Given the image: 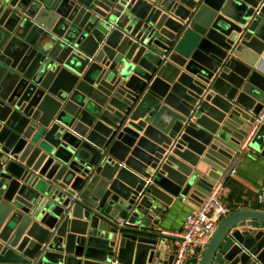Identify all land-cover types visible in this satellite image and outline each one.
<instances>
[{"label": "water", "instance_id": "1", "mask_svg": "<svg viewBox=\"0 0 264 264\" xmlns=\"http://www.w3.org/2000/svg\"><path fill=\"white\" fill-rule=\"evenodd\" d=\"M263 54L264 0H0V264H172L167 206L264 165ZM197 264H264V210Z\"/></svg>", "mask_w": 264, "mask_h": 264}, {"label": "crops", "instance_id": "2", "mask_svg": "<svg viewBox=\"0 0 264 264\" xmlns=\"http://www.w3.org/2000/svg\"><path fill=\"white\" fill-rule=\"evenodd\" d=\"M258 67L264 73V54ZM241 146L242 144L227 165L225 172L216 181L223 186L222 199L229 209L228 214L241 208L264 210L258 205L260 202L257 199L264 190V165L259 160L249 156L250 149L246 147L242 150ZM231 170H234V173H230ZM196 207V203L188 201L186 198H175L172 205L167 206L157 225V230L160 233L170 237L166 240L167 245L171 247L173 240H175L174 234L183 227L185 216L195 210Z\"/></svg>", "mask_w": 264, "mask_h": 264}, {"label": "built area", "instance_id": "3", "mask_svg": "<svg viewBox=\"0 0 264 264\" xmlns=\"http://www.w3.org/2000/svg\"><path fill=\"white\" fill-rule=\"evenodd\" d=\"M264 119V108L258 115L256 123ZM250 135L242 143L241 149L247 147ZM230 173H234L231 170ZM223 186L216 183L207 193L205 198L185 216L182 229L174 234L170 252L173 255L172 264H197L207 243L214 234L218 222L224 218L229 209L222 199ZM260 203H264V190L257 197ZM126 221L120 220V223Z\"/></svg>", "mask_w": 264, "mask_h": 264}, {"label": "trees", "instance_id": "4", "mask_svg": "<svg viewBox=\"0 0 264 264\" xmlns=\"http://www.w3.org/2000/svg\"><path fill=\"white\" fill-rule=\"evenodd\" d=\"M258 205L264 208V203H259Z\"/></svg>", "mask_w": 264, "mask_h": 264}]
</instances>
